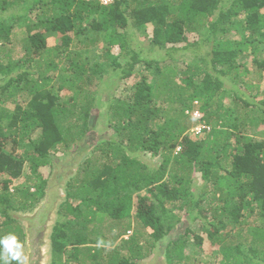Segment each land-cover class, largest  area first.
Here are the masks:
<instances>
[{
  "label": "trees",
  "instance_id": "1",
  "mask_svg": "<svg viewBox=\"0 0 264 264\" xmlns=\"http://www.w3.org/2000/svg\"><path fill=\"white\" fill-rule=\"evenodd\" d=\"M16 6L23 23L24 12L39 13L33 24L37 30L27 32L20 57L12 59L11 34L18 20H4L13 19L10 8ZM147 24L145 39L152 47L165 49L172 60L187 49L197 57L193 71L178 76L174 67L131 48L132 29L142 33ZM52 30L60 36L48 45L45 33ZM192 33L197 39L189 41ZM225 33L236 38H224ZM205 46L211 48L214 76L203 67L208 63L207 53L201 54ZM247 61L257 67L255 75ZM139 63L143 75L127 98L107 92V112L115 119L108 124L116 138L100 139L94 150L105 160L80 166L70 179L59 210L63 219L55 221L50 233L49 263L140 264L177 223L199 221L211 246L222 254L217 264H264V96L250 78H262L264 71V0H0V93H7V99L22 91L28 95L26 106L16 104L12 111L0 107V121L9 120V132L0 124V235L14 233L24 241L14 213L32 209L33 197L43 195L46 176L38 167L50 161L60 143L66 146L71 128L72 139L88 129L90 103L85 98L91 83L101 80L107 66L119 69V78H130L141 71L135 70ZM151 70L152 81L147 78ZM97 88L92 91L100 95ZM62 89L72 90V100L58 102L68 94ZM223 92H228V108L221 101ZM71 101L72 121L66 116ZM175 110L184 115L181 124L185 119L192 124L178 125ZM192 110L202 117L194 118ZM60 116L68 122L63 128ZM79 116L85 117L82 125ZM221 118L228 120L226 125ZM198 123L208 128L186 133ZM8 141L11 147L5 148ZM163 150L170 163L165 159L152 167L140 159L142 153L153 157ZM26 162L40 180L31 178L27 188L10 192L12 178ZM132 216L137 227L104 257L105 248L96 245L108 241L100 225L109 218L111 231L122 227L125 233ZM190 230L176 232L165 244V264L199 262L185 251ZM144 235L148 239L141 241ZM202 242L201 235H193L197 247Z\"/></svg>",
  "mask_w": 264,
  "mask_h": 264
},
{
  "label": "rangeland",
  "instance_id": "2",
  "mask_svg": "<svg viewBox=\"0 0 264 264\" xmlns=\"http://www.w3.org/2000/svg\"><path fill=\"white\" fill-rule=\"evenodd\" d=\"M33 0H26V2H32ZM10 12L14 13V17L13 19L7 17L4 20V23H11L13 20H18V22H16V24L14 25V29H15V33L11 34V38H12V43L14 44V51L12 53V59H17L20 57V55L18 54L20 47H21V41L26 37V34L28 31L31 30H37V27L35 25H33L34 23H37V17L36 15L39 13V10L34 9L31 13H27L24 12L26 14V21L23 23V20L20 19L17 16L18 14H20L22 11L20 12H16L17 11V6L16 7H12L10 8ZM23 10V9H22ZM146 30H143L142 33L139 30H135L132 29L133 35H132V42H131V48L134 50H140L143 51L144 55L149 59V60H153V61H157L158 64L160 65H165L168 64L172 67H174V69L178 72V76L179 74L182 72V74H187L190 71H193L194 68V63L197 59V57L195 55H193V53L187 49V51L185 52H178L176 54H174L173 58L174 60H172L169 55L166 54L165 49H160L157 47H152L151 43L145 39V34L147 33V29L148 24L145 25ZM144 28V29H145ZM40 30L45 31L44 28H40ZM45 35H47V41H48V45H53L56 43V41L58 40V37L60 36V33L57 31H50V32H46ZM189 41H193L194 39H197V35L195 33L189 34ZM236 35L232 34V33H225L224 38H236ZM223 38V39H224ZM101 46V43L94 48V50H99ZM259 53H261V48L262 45H259ZM197 49V48H196ZM211 48L210 47H203L201 50V54H206V58L208 59V63L206 65H203V67L206 68V70L208 72H210L213 76L216 74V71L213 70L212 68V64L209 61L211 59V53H210ZM200 54V55H201ZM84 57V56H83ZM89 56H86L84 58H88ZM247 57H241L240 61L244 62L246 61ZM125 58H122L121 64L125 63ZM197 62V61H196ZM198 64V63H197ZM93 67V63L90 64ZM202 63L199 62V66H201ZM247 66L251 67V63L250 61H247ZM142 68V69H141ZM143 66L139 63L138 65L135 66V70L136 72H139V74H135V72L133 73L132 77L127 78V79H122L119 78L118 76L121 75L120 70L118 69L117 71H114L112 66H107V69L104 73H101L100 78L101 80H94L93 83H91L90 87L87 89L89 90L90 94L86 95L85 100L88 101V103H90V108L88 109L89 111V115L86 117V122H87V126L88 129L85 128V132L83 134H78L79 137H74V139H72V128H71V133L68 134L67 136L65 135V139H66V146L62 145L61 143L58 145V148L51 151V157H50V161L43 165L38 167V169L42 172L45 173V179H46V184L44 187V191L47 192L49 189V186L53 183L55 178H58V180H60L62 183L61 185H59V192L58 194H62L61 196H63V200H59L58 198V203H57V207L55 210V214L53 216V221L51 223V229L49 232V235H47V237L45 238V240L48 242V244L46 245V253H47V262H50V233L53 229V226L55 224V221L57 219L62 220L63 216H61L59 214V210H61V204L65 202L66 198H67V189H68V184L70 182V179L72 178V176L74 175V173L79 169L80 166L82 167H88V165H90L91 163H93L94 161H96L97 159V165L104 161V154L102 155L99 150H94V147L96 145H98L100 143V139L102 138H107V137H111V138H116L115 133L113 131V128L110 124H108L109 122H115L114 117L112 116V114L107 112V92L108 90H111V96L115 99H119V98H127V96H129L130 91L132 90V85L140 78V75H143ZM217 68H220V66H218ZM257 67L255 65H253L251 67V75H255L257 73ZM169 70V69H168ZM170 71V70H169ZM150 74L149 78L150 81L154 80L152 74H155L154 71H149ZM261 76L262 78H258L257 76H251L250 78L252 79V82L259 84V91L261 92V94L264 96V71H261ZM97 76H99V74H97ZM146 77V76H145ZM200 76H196L195 80H199L200 81ZM228 78V77H227ZM176 80L179 81L178 78H176ZM103 81H106L103 82ZM113 81V83H112ZM2 83V81L0 80V84ZM112 84V86L110 87V85ZM96 87L98 90V94L100 95H96L94 94V91H92L93 89H95ZM52 90V89H51ZM57 90V89H55ZM55 90H52V92H57ZM66 90V92L68 94H62L59 97L58 102H63V101H67V100H72L70 96L72 90L70 89H62V91ZM96 91V90H95ZM7 93L3 92L0 93V100H3V102H0V107H4L6 109H8L9 111H12L16 104H20L23 106H26V103L28 102V95H26L24 93V91L18 93H15L14 96L12 98L7 99L6 97ZM93 98V99H92ZM83 100V96H80V100ZM221 101L222 103L225 105V108H228V92H223L221 94ZM163 106H166V102L162 103ZM176 106H180V104L178 105L177 103H175ZM67 107L69 108V105H67ZM70 108L71 111L68 109L66 112V116L67 119H70L72 121V101L70 104ZM175 117L178 118L177 124L182 126V120L184 119V115L181 113V110H175ZM59 118V124L60 126L63 128L64 126L68 125V122L65 121V119L63 117H58ZM85 119V117H80L78 119V123L82 125V121ZM224 119V118H223ZM223 119L221 118L220 120L223 121ZM225 120V124H227L228 120ZM220 121V122H221ZM8 122L9 120L7 118H3L0 121V124L2 125V127L4 128L5 131V127L7 126L8 128L6 129L5 132H9V126H8ZM186 122V123H185ZM224 122V121H223ZM191 125L192 122L190 119H185L184 121V125ZM206 128H208V126H206ZM77 129H81L80 126H78ZM64 130V134H66L65 129ZM255 131V127H251L250 129V133ZM7 134V133H6ZM39 134V130L36 131L34 138ZM262 137V136H260ZM113 146V145H112ZM11 147V142L8 141L5 145V148H10ZM173 150V149H172ZM167 150H163L161 153H159V155L157 156H151L149 153H142V155L140 156V159L143 160L146 164H149V166H155L158 162L160 163L162 160H165L170 163L167 158L165 157L164 153ZM19 152V151H18ZM100 154V155H99ZM99 155V156H98ZM164 156V157H163ZM169 165V164H168ZM78 168V169H77ZM32 171L28 165V163H24L23 165V169L21 174L17 177V178H12V183H11V187H10V192H13V190L17 189V190H21L24 188H27L34 179H36V181L40 180V176L39 175H35L33 174ZM31 178H34L33 180H31ZM49 184V185H48ZM196 185L200 186L201 183L199 181H196ZM199 188V187H198ZM34 187L30 188V191H33ZM45 192L43 193V195L36 199L37 197H33L34 201H32L33 204V208L32 209H27V210H18L15 212H18L19 214H23V213H31L37 206H39V204H41V201L44 199L45 197ZM16 193V192H15ZM143 193V192H141ZM17 199H20L18 201H21V197H19V195L16 193L15 197ZM82 208V207H81ZM130 219V223H131V228L126 229V232L123 233V228L122 227H117L114 228L112 231L110 230V220L109 218H106V221H104L100 226H101V231H104V235L107 237V242L105 244H96L98 246H102L103 248H105V252H103V256L106 257L107 256V251L112 248L114 245L119 244L123 239L128 238V236H130L132 229L137 227V223L135 222L134 217L132 216ZM3 218L0 215V221H2ZM17 226H19L21 228L22 231L25 232V225L23 223L22 220H18L16 222H14ZM13 224V223H12ZM189 226L191 228L190 233H188V237H189V245L186 246L185 251L187 253L190 252V254H192L193 256L196 257V259L199 262H194V264H210V263H205L207 261H210L213 264H217L221 257L222 254L220 253L219 249L217 248V246H211V243L209 241V239H207L206 237V231L204 228H202L199 224V221H196L194 224L192 223H188L187 221H180L179 223L176 224V226L165 236V238L156 243L154 246L151 247V253L144 258L143 260H141L140 264H165V260H164V256H163V252H164V248H165V244L172 239L175 235L176 232H180L183 233L185 231V228ZM67 232L64 231L63 234H66ZM195 234H199L201 235V237L203 238V242L201 247H197L194 243H193V235ZM148 239V235H144L141 239V241ZM24 244V251H25V255H26V238H24L23 241ZM193 252V253H192ZM72 264V263H71Z\"/></svg>",
  "mask_w": 264,
  "mask_h": 264
},
{
  "label": "water",
  "instance_id": "3",
  "mask_svg": "<svg viewBox=\"0 0 264 264\" xmlns=\"http://www.w3.org/2000/svg\"><path fill=\"white\" fill-rule=\"evenodd\" d=\"M61 181L55 178L53 183L49 186L45 197L41 204L37 206L31 213L19 214L14 213L16 219L23 221L25 225V238H26V260L25 264H50L47 262L46 245L48 242L45 240L49 235L51 223L59 200H63L62 194H58L59 185ZM49 185V184H48Z\"/></svg>",
  "mask_w": 264,
  "mask_h": 264
},
{
  "label": "clouds",
  "instance_id": "4",
  "mask_svg": "<svg viewBox=\"0 0 264 264\" xmlns=\"http://www.w3.org/2000/svg\"><path fill=\"white\" fill-rule=\"evenodd\" d=\"M114 1L115 0L110 3H113ZM191 114L196 119L202 117L197 110H192ZM203 128H206V126L203 123H198L197 125L190 127L186 133L191 136L194 134L196 135L199 134ZM178 150L179 146L175 145L174 151ZM26 258L24 244L14 233L0 235V264H12V262H15V264H25Z\"/></svg>",
  "mask_w": 264,
  "mask_h": 264
},
{
  "label": "built area",
  "instance_id": "5",
  "mask_svg": "<svg viewBox=\"0 0 264 264\" xmlns=\"http://www.w3.org/2000/svg\"><path fill=\"white\" fill-rule=\"evenodd\" d=\"M98 1H100L102 4H108L112 2L113 0H98Z\"/></svg>",
  "mask_w": 264,
  "mask_h": 264
}]
</instances>
